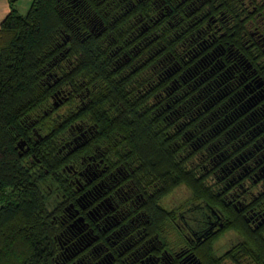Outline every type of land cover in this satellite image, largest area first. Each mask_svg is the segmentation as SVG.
<instances>
[{"label":"trees","instance_id":"obj_1","mask_svg":"<svg viewBox=\"0 0 264 264\" xmlns=\"http://www.w3.org/2000/svg\"><path fill=\"white\" fill-rule=\"evenodd\" d=\"M14 1L0 23V264H264V226L223 202L226 161L251 162L264 135L240 0H33L24 14ZM61 111L93 126L78 154L107 147L95 161L115 202H76ZM181 188L189 201L163 203ZM211 212L229 221L203 236ZM226 231L243 240L218 255Z\"/></svg>","mask_w":264,"mask_h":264},{"label":"flooded vegetation","instance_id":"obj_2","mask_svg":"<svg viewBox=\"0 0 264 264\" xmlns=\"http://www.w3.org/2000/svg\"><path fill=\"white\" fill-rule=\"evenodd\" d=\"M240 2V12L244 15L242 20L244 21V24H246L245 21L250 24L249 26H245V30H243V38L246 35H249L247 43L252 51H256V56L253 57V60L259 59L256 62L257 68L253 71V73L256 74V79H258L256 87L264 90V4H260L258 7L254 6L249 10V6L245 4L244 0H240ZM221 51L224 55V49L222 47ZM234 56L231 48L229 49L228 56L225 60H231ZM240 58L246 63V60H244L242 56H240ZM247 66L248 69H250L251 65L247 64ZM86 92V95H88L87 90ZM59 94L60 93L56 94L52 98L56 99L63 108L67 106L68 100L65 97H59ZM82 96L83 95H80V98H78L81 105L84 103ZM64 112H62V114L57 113L58 119L61 120V129H63V135L58 137L57 143L59 147L57 153L65 155L63 156L64 166H62V172L65 175V179L69 180V183L74 187L79 188V192L81 190L80 198H78L76 202H115L116 198L118 199L117 193L114 191L109 195L105 190L111 187L109 186L111 181L106 180V174L108 173L111 175V169L104 163L103 159L95 161L100 155H105L104 150L107 149V147L105 145L97 146L94 148L92 155H89L87 158L78 154V151L82 150L80 148L89 142L90 137L92 136L91 128H93V126H89L88 123H85L82 119L74 123H72L73 121L70 119L64 120ZM33 135L36 136L34 137V140L38 142L37 139H40V136L37 137L38 135L35 131ZM249 139L252 140L253 137ZM259 139L261 140V143H259L260 140L253 139L258 143V146H256V144L254 145L255 149L251 155V162L248 163L246 161L244 157L245 152L242 151L241 154L234 157V159H236L235 161L230 160L229 163L227 160L226 165L222 168L224 173L223 178L225 179V194L223 202L227 206V211H229V208H233L241 215L243 221L247 223L250 228L256 230L264 226V211L261 212L262 210L258 209L260 204L264 205V165H261L262 161L258 157V155H261V151H264V135L260 136ZM24 146L25 143L22 142L20 149L22 150ZM28 149L29 148H27V150ZM77 149L79 150L76 152ZM74 152H76V156L80 155L79 165L72 161L74 157H70L74 156ZM230 156L231 154L227 152L225 158H229ZM238 157L241 158V161ZM91 161H94V163H89ZM124 178H126V176ZM126 192L127 190L125 191V194H120V196L131 194H126ZM87 196H95V200H89ZM211 214L213 216L209 219L213 220H210V226L207 228V231H205L203 236L208 233L211 234L216 226L219 225L220 220L226 224L229 221V213H226V217H217V215L212 212ZM222 222L221 225H224ZM230 232L231 231H226L220 239H222L224 235L228 236ZM234 233L238 234L236 232ZM192 235L196 237V233H192ZM238 235V240L235 244L231 243L222 253L216 254L222 255L227 251L233 250L235 245L243 240V236L240 234ZM218 241L214 244V248ZM228 263V260H226L225 264Z\"/></svg>","mask_w":264,"mask_h":264},{"label":"rangeland","instance_id":"obj_3","mask_svg":"<svg viewBox=\"0 0 264 264\" xmlns=\"http://www.w3.org/2000/svg\"><path fill=\"white\" fill-rule=\"evenodd\" d=\"M24 13V12H23ZM62 112V111H61ZM188 190L186 188H181L177 191H175L169 199H166L163 201V203L167 206H176L179 205L182 202L189 201L190 197L188 194ZM237 235L234 231H231L228 236L224 235L222 239L218 241V243L215 245V253H222L231 243L237 242ZM239 236V235H238Z\"/></svg>","mask_w":264,"mask_h":264},{"label":"crops","instance_id":"obj_4","mask_svg":"<svg viewBox=\"0 0 264 264\" xmlns=\"http://www.w3.org/2000/svg\"><path fill=\"white\" fill-rule=\"evenodd\" d=\"M15 8L21 14H24L30 8L33 0H15ZM10 11V0H0V23ZM24 12V13H23Z\"/></svg>","mask_w":264,"mask_h":264}]
</instances>
